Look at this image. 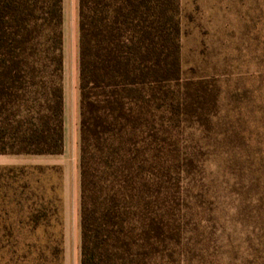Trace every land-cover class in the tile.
Segmentation results:
<instances>
[{
	"label": "trees",
	"instance_id": "obj_1",
	"mask_svg": "<svg viewBox=\"0 0 264 264\" xmlns=\"http://www.w3.org/2000/svg\"><path fill=\"white\" fill-rule=\"evenodd\" d=\"M179 12V0H79L80 264H155L167 239L137 210L158 112L175 127L216 104L203 83L180 84ZM64 21L63 0H0V155L64 153ZM62 180L57 166H0L5 264L25 262L23 229L32 264H64ZM22 210L28 223L11 222Z\"/></svg>",
	"mask_w": 264,
	"mask_h": 264
},
{
	"label": "rangeland",
	"instance_id": "obj_2",
	"mask_svg": "<svg viewBox=\"0 0 264 264\" xmlns=\"http://www.w3.org/2000/svg\"><path fill=\"white\" fill-rule=\"evenodd\" d=\"M64 9L71 151L69 199L62 186L64 264H80V159L74 157L80 119L78 0H65ZM179 11L180 84L203 83L216 104L206 106L202 121L191 118L175 127L162 125L166 114L158 112L159 151L144 158L147 180L138 186L137 209L162 220L168 232L156 243L155 264H264V0H179ZM7 159L28 166L58 157L0 155V166ZM28 217L22 210L11 222L26 224ZM36 239L20 231L16 254L23 264H32L36 253L30 255L28 246ZM8 258L0 252V264Z\"/></svg>",
	"mask_w": 264,
	"mask_h": 264
},
{
	"label": "crops",
	"instance_id": "obj_3",
	"mask_svg": "<svg viewBox=\"0 0 264 264\" xmlns=\"http://www.w3.org/2000/svg\"><path fill=\"white\" fill-rule=\"evenodd\" d=\"M64 1V6H65V0ZM65 10V9H64ZM78 12H79V0H78ZM65 16V15H64ZM65 18V17H64ZM80 111V109H79ZM79 118H80V112H79ZM64 120H65V138H64V153L62 155L56 156L58 157L57 160L51 161L49 163L46 164H30L28 166H47V167H53V166H57L62 168V173H63V182H62V186H64L66 192H67V196L69 199V188H70V179H71V175H70V169H69V163H70V144H68V127H67V121H66V98H65V115H64ZM75 144H78V147L75 148L74 151V157L76 160L80 159V119H79V125L77 128V131H75ZM7 156H11V155H7ZM4 165H2L1 167H11V166H27L25 164H21L20 161H16L11 160V159H7L4 162ZM78 174V173H77ZM78 176V175H77ZM76 176V179H78V177ZM79 179H80V171H79ZM78 181V180H77ZM80 182V180H79ZM67 199V202H68ZM67 206V205H66ZM64 209V207H63ZM64 217V214H63ZM66 219L67 217H65V221H64V225L66 226Z\"/></svg>",
	"mask_w": 264,
	"mask_h": 264
}]
</instances>
